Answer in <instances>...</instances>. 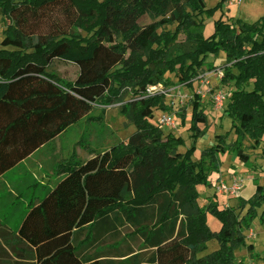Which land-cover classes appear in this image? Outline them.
Here are the masks:
<instances>
[{"label": "trees", "instance_id": "trees-1", "mask_svg": "<svg viewBox=\"0 0 264 264\" xmlns=\"http://www.w3.org/2000/svg\"><path fill=\"white\" fill-rule=\"evenodd\" d=\"M227 2L210 8L206 0H0V180L90 118L96 105L129 97L123 110L136 128L127 141L114 138L110 150L91 151L84 162L65 160L54 185L19 199L6 225L21 262L35 255L38 264H242L235 252L247 246L253 221H264V185L248 200L238 197L237 207L213 199L201 205L198 191L212 187L226 154L260 151L264 160V18L229 20ZM146 17L153 22L145 25ZM206 19L214 20L209 36ZM104 49L120 57L118 67L92 84L51 71L56 60L87 69ZM222 53L231 130L196 160L195 147L180 152V143L152 122L157 111L173 110L165 95L148 88L193 87L205 70H218L208 58ZM103 85L106 94H93ZM199 107L191 115L195 140L208 127ZM208 215L221 223L219 232ZM212 241L219 249L205 254ZM258 259L264 264V255Z\"/></svg>", "mask_w": 264, "mask_h": 264}, {"label": "rangeland", "instance_id": "rangeland-1", "mask_svg": "<svg viewBox=\"0 0 264 264\" xmlns=\"http://www.w3.org/2000/svg\"><path fill=\"white\" fill-rule=\"evenodd\" d=\"M206 2L210 8H214L221 0H206ZM224 12L229 20L242 19L254 23L264 18V0H244L241 5L232 6L226 3ZM220 15L221 12L218 11L215 18ZM205 21V35L209 36L214 32V20L206 19ZM152 22L153 20L149 17L143 19L145 25ZM175 28V26H168L166 30L175 31ZM4 29L5 23L0 20V48L5 41ZM76 33L79 32L76 31ZM81 34L87 36L84 32ZM185 40L186 35L181 34L179 42L183 43ZM119 60V56L114 55L109 49H104L101 57L87 69L56 60L51 71L67 82L92 84L103 78L106 73L113 72L118 67ZM208 62L213 63L218 70L215 72L205 70L196 79L193 87L180 86L183 94L187 95V100L183 106L177 108L171 106L172 115L178 122V128L174 132L164 131L166 135H172L180 143V152L185 153L195 147L193 158L196 160L199 159L204 149L214 145L217 135H226L231 130V120L226 116L225 110L220 111L215 108L213 100L214 93L220 89L230 90L221 84L223 72L220 68L225 65L226 56L224 53L220 54L218 58L210 56ZM167 77L176 82L173 75H167ZM201 77L206 78L209 85L202 86ZM107 91L108 86L103 85L94 88L93 94L99 93L101 96ZM177 100L176 98V103H178ZM127 101H129V97H126L124 102L113 105H96L90 118L84 119L76 127L71 128L68 133L42 149L36 157L25 162L23 168L3 178L0 185V264H38L35 255H31L26 261L19 260L13 250L15 247L14 236L12 230L6 225V218L19 204V199H34L41 188L54 185L60 175L58 169L65 160L74 157L77 162H84L91 157V151L103 153L110 150L114 145V138L116 141H127L136 131L123 110V105ZM195 103L208 116L206 133L196 140L191 137L190 131L191 115ZM182 114L185 115L184 122H182ZM158 120L159 115L156 112L152 122L157 124ZM201 128L204 129V125H201ZM234 139L235 136L232 134L229 142ZM221 161L220 173L212 176V187H198L201 205H205L210 199H213L222 208L237 207L238 197L248 200L255 194L258 183L264 185V160L260 158V151L250 150L242 158L226 154L221 157ZM234 176L243 181V189L237 197L230 198L216 192V186L220 181L225 180L227 183H231ZM19 193L20 195L14 199ZM13 202L16 204L13 205ZM259 213L262 211L260 210ZM208 225L215 232H219L222 227L221 223L212 215H208ZM245 234L248 237L247 246L252 245L253 250L245 246L236 250L235 257L242 264H262L258 259L264 255V221L260 220V216L253 221L251 229ZM134 244L138 250L141 248L140 239L136 238ZM218 249L219 243L212 241L208 244L205 254Z\"/></svg>", "mask_w": 264, "mask_h": 264}, {"label": "built area", "instance_id": "built-area-1", "mask_svg": "<svg viewBox=\"0 0 264 264\" xmlns=\"http://www.w3.org/2000/svg\"><path fill=\"white\" fill-rule=\"evenodd\" d=\"M243 1L244 0H228L227 4H229V6L235 4L241 5ZM201 85L202 86L209 85V82L207 81L206 78L201 77ZM148 93L150 95H156V94L165 95L168 104L173 108H177L178 106L180 107L181 105L183 106L187 100V95L183 94L180 86L168 90L164 89L163 86H157V87L154 86L148 88ZM230 96H231V90L220 89L219 91L215 92L213 95L215 108L220 111L225 110L226 103L230 98ZM176 98L178 99L177 100L178 103H176ZM157 112L159 115V120L157 124L163 131L169 130L171 132H174L178 128V122L175 119L174 115L167 114L163 111H157ZM242 189H243V181L237 176L232 177L231 183H227L225 180H222L216 186L217 193L223 196L226 195L230 198L237 197L242 191Z\"/></svg>", "mask_w": 264, "mask_h": 264}, {"label": "crops", "instance_id": "crops-1", "mask_svg": "<svg viewBox=\"0 0 264 264\" xmlns=\"http://www.w3.org/2000/svg\"><path fill=\"white\" fill-rule=\"evenodd\" d=\"M39 153H40V152H39ZM39 153H38V154H39ZM38 154H37V155H38ZM37 155H36V156H37ZM36 156H34V157H36ZM32 158H33V157H32ZM30 159H31V158H30ZM30 159H28V160H30ZM28 160H27V161H28ZM27 161H26V162H27ZM5 177H6V176H5ZM5 177H4V178H5ZM2 180H3V178L0 180V185H1V181H2Z\"/></svg>", "mask_w": 264, "mask_h": 264}]
</instances>
